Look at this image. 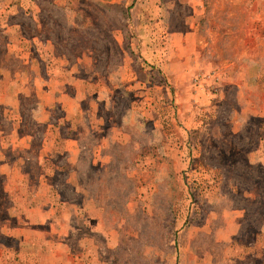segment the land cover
Wrapping results in <instances>:
<instances>
[{"label": "rangeland", "instance_id": "1", "mask_svg": "<svg viewBox=\"0 0 264 264\" xmlns=\"http://www.w3.org/2000/svg\"><path fill=\"white\" fill-rule=\"evenodd\" d=\"M0 264H264V0H0Z\"/></svg>", "mask_w": 264, "mask_h": 264}]
</instances>
